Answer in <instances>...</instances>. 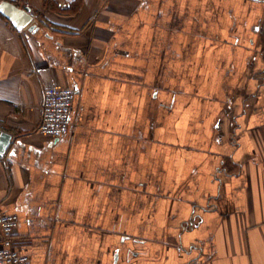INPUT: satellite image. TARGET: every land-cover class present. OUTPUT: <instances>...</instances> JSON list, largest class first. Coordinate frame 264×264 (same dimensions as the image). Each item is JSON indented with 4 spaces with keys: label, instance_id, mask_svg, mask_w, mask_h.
<instances>
[{
    "label": "crops",
    "instance_id": "0c3cea01",
    "mask_svg": "<svg viewBox=\"0 0 264 264\" xmlns=\"http://www.w3.org/2000/svg\"><path fill=\"white\" fill-rule=\"evenodd\" d=\"M0 208L31 264H264V0H9ZM76 91L37 131L43 91Z\"/></svg>",
    "mask_w": 264,
    "mask_h": 264
},
{
    "label": "built area",
    "instance_id": "2783aa9c",
    "mask_svg": "<svg viewBox=\"0 0 264 264\" xmlns=\"http://www.w3.org/2000/svg\"><path fill=\"white\" fill-rule=\"evenodd\" d=\"M76 91L70 87H47L43 91L41 118L37 131L57 138L71 125ZM17 215L0 208V264H31L29 256L16 243Z\"/></svg>",
    "mask_w": 264,
    "mask_h": 264
},
{
    "label": "water",
    "instance_id": "95a60500",
    "mask_svg": "<svg viewBox=\"0 0 264 264\" xmlns=\"http://www.w3.org/2000/svg\"><path fill=\"white\" fill-rule=\"evenodd\" d=\"M0 14L18 30L27 27L30 32L35 33L39 28L28 8L19 7L9 0H0ZM10 139V134L3 131L0 132V155L7 149Z\"/></svg>",
    "mask_w": 264,
    "mask_h": 264
},
{
    "label": "rangeland",
    "instance_id": "374dc122",
    "mask_svg": "<svg viewBox=\"0 0 264 264\" xmlns=\"http://www.w3.org/2000/svg\"><path fill=\"white\" fill-rule=\"evenodd\" d=\"M38 25V24H37Z\"/></svg>",
    "mask_w": 264,
    "mask_h": 264
}]
</instances>
